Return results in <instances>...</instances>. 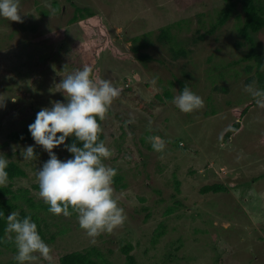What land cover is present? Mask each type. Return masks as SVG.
Segmentation results:
<instances>
[{
    "label": "rangeland",
    "instance_id": "rangeland-1",
    "mask_svg": "<svg viewBox=\"0 0 264 264\" xmlns=\"http://www.w3.org/2000/svg\"><path fill=\"white\" fill-rule=\"evenodd\" d=\"M72 2L96 15L86 13L84 19L72 21ZM224 5V0H20L23 22L0 17V156L25 169L26 175L12 182L19 195L16 202L40 217L54 264H60L65 253L92 248L107 264H127L122 250L126 244L133 246L138 264H264V108L255 104L242 129L222 139L236 118L233 109L254 100L245 85L255 83L260 89L257 61L246 57L250 43L238 31L245 20L240 2L224 25L213 27ZM168 25L187 56L176 58L173 42L157 41L161 28ZM97 34H106L108 41L93 77L122 89L107 114L106 145L114 155L104 162L123 176L126 186L114 182V188L128 219L93 244L75 213L56 216L39 197L36 173L49 156L34 140L12 137L28 125L18 120L19 109L4 121L1 117L24 98L15 94L21 89L31 92L36 114L55 101L66 102L57 84L75 72L67 57L72 45L82 42L90 51ZM51 36L57 40L52 42ZM253 38L264 55V28ZM140 42L147 46L136 53L134 46ZM144 51L154 59L140 61L137 55ZM38 55L43 63L32 66ZM185 86L202 97L203 109L185 114L172 103ZM165 87H170L171 99L164 97ZM156 93L162 95V105L153 106ZM150 136L166 141L164 151L149 147ZM29 145L37 154L34 161L21 156ZM53 151L61 160L72 158L63 145ZM215 182L225 183L228 190L201 193L202 186ZM172 206L173 212L166 214ZM162 223L166 232L153 242ZM7 238L13 239L10 234ZM16 254L0 247V264H17ZM37 264L47 262L41 259Z\"/></svg>",
    "mask_w": 264,
    "mask_h": 264
},
{
    "label": "clouds",
    "instance_id": "clouds-1",
    "mask_svg": "<svg viewBox=\"0 0 264 264\" xmlns=\"http://www.w3.org/2000/svg\"><path fill=\"white\" fill-rule=\"evenodd\" d=\"M21 13L20 0H0V17L23 22ZM261 70L264 71V66ZM57 86L66 102L55 101L51 107H43L28 126L35 145L41 146L49 156L36 173L39 197L56 216L71 217L75 213L80 228L94 244L102 234H113L122 228L128 219L114 188L118 170L104 162L114 151L100 139L103 132L100 122L107 118L122 89L110 80L94 78L92 67L87 65L68 74ZM244 90L264 108V89L252 83L245 85ZM172 103L185 114L204 108L202 97L187 86ZM69 137L75 138L71 144L65 143ZM147 139L156 152L166 148V141L158 136ZM77 142L82 146H77ZM61 145L72 158H58L53 150ZM21 156L26 161L36 160L34 146L23 148ZM8 166V160L0 156V188L7 187L10 182ZM6 232L14 239L17 254L13 259L17 264H37L41 259L54 264L52 249L39 234L30 215L23 218L17 212L7 215Z\"/></svg>",
    "mask_w": 264,
    "mask_h": 264
},
{
    "label": "trees",
    "instance_id": "trees-1",
    "mask_svg": "<svg viewBox=\"0 0 264 264\" xmlns=\"http://www.w3.org/2000/svg\"><path fill=\"white\" fill-rule=\"evenodd\" d=\"M225 5L219 10V19L216 22L215 25H213L214 28H218L222 25H224L229 18L233 15L235 10L237 9V3H241L242 10L245 15L244 23L241 27H239V33L241 36L246 39L247 42L250 43V50L246 57L248 58H255L257 61V70L255 73V77L258 80V83L260 85V89H264V73L261 71V67L264 66V55L263 53L256 48L253 34L259 32L262 28H264V6L261 4L260 0H224ZM75 6V14L72 18V21H76L80 18L84 19L87 15L95 16L91 11V8L89 7H82L79 5H75L74 2H72ZM44 14H47L48 12L46 10L43 11ZM23 21V19H22ZM23 26H25L23 24ZM51 36L50 40L52 42H55L57 39L56 37ZM96 44L93 47L92 50L86 49V46L82 44V42H74L72 45V50L68 54V59L71 61L72 64V70L77 71L81 70L85 65L92 67L93 70H97L99 66V59H100V51L103 50L106 46V43L108 41L106 34L100 35L97 34L96 37ZM140 38H136V42L139 41ZM158 42L166 41V42H173L174 45L171 47V50L176 58L180 56H187L189 53L188 51L180 45L179 41L175 39V35L171 32V26H166L164 28H161V32L159 34V37L157 38ZM62 45V43H60ZM147 44V43H146ZM145 43L140 42L138 45L134 46V51L137 53L141 50V48H146ZM60 48H58L59 50ZM72 55H75L72 57ZM137 58L142 62H148L149 60H153L154 57L150 55L148 52H139L137 55ZM46 60H44L45 62ZM43 63V59L40 55H38L35 59V61L32 62V66H37ZM252 66H248V70L251 71ZM252 79L249 80V82ZM181 83L184 85V81H181ZM172 84V82H171ZM16 95H22L24 98L19 100L18 103L13 107L12 110L5 112L1 120L4 121L9 115L16 112L17 109H19V112H21V116H19L18 120L22 119L26 123H28L27 127L24 128L23 132H17L15 131L12 137L15 140L18 141H32L33 138L31 136V133L28 130V126L33 122L34 115L36 114V111L38 110V107L34 102L31 101V92L29 90L21 89L17 90ZM157 100L155 99L153 101V106L156 105H162L164 103L163 97L160 93H156ZM164 97L171 99L172 92L169 88L165 87L164 90ZM255 101L252 100L248 102L243 108H234L233 113L236 117L234 121L224 130V133L222 135V139L224 141L229 140L233 135L237 134L242 127L244 126V118L247 112L255 105ZM111 109L109 110V112ZM98 119V118H97ZM122 121L126 122V119L124 117H121ZM107 121V118L100 122L103 132L100 136V139L104 140L107 144V135L105 133V123ZM3 123V122H2ZM128 124V123H127ZM148 133V132H147ZM149 134L153 135L149 132ZM75 140L74 137H69L67 139L68 144L73 143ZM142 142L145 141V138H141ZM180 143V142H179ZM77 146H82L80 142H77ZM150 148H152L151 145H149ZM186 147L184 148V150ZM9 166H8V173H9V184L7 187L0 188V247L4 248H12L14 251H17L16 247H13L14 244L13 239L7 238V232H6V224H7V215L11 214L13 211L18 210V213L21 218H23L26 215H30L32 220L37 224L38 231L43 240H45V236L43 234V231L41 230L40 226V217L32 210L27 211L24 208L20 207V204H17L16 200L19 199V195L15 194V191L12 188V182L16 178L24 177L26 175L25 169L16 161L10 160ZM123 180V176L121 174H117L116 177H114V182L117 184H122L121 187H125V183H121ZM177 184H179V181H177ZM36 188H39L38 185H35ZM176 189H178V186H176ZM228 190V186L223 182H215L212 184H206L201 187L200 191L203 194H215L219 192H225ZM144 199V198H141ZM30 203V206L33 208L35 204L28 198L27 199ZM16 202V203H15ZM176 204L178 206L184 205L181 201H176ZM48 208V207H47ZM71 211V208L69 209ZM174 210V207H168L166 214L172 213ZM167 226L165 224H161L158 228L156 235L154 237L153 242H156L161 236L164 235L166 232ZM50 240H53V238H50ZM133 246L131 244H126L122 247L123 252L126 254V262L127 264H138L135 258V255L131 253ZM60 264H107V260L104 258L103 254H101L97 249H87L83 251H72L63 254L60 257ZM159 264V263H155Z\"/></svg>",
    "mask_w": 264,
    "mask_h": 264
}]
</instances>
